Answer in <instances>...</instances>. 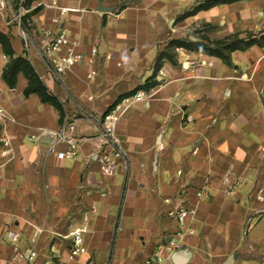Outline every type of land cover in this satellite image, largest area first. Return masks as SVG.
<instances>
[{"label": "crops", "instance_id": "obj_1", "mask_svg": "<svg viewBox=\"0 0 264 264\" xmlns=\"http://www.w3.org/2000/svg\"><path fill=\"white\" fill-rule=\"evenodd\" d=\"M201 1L59 0L64 15L42 7L32 17L38 42L44 27L65 31L81 52L98 50L92 65L67 72V86L34 51L24 54L0 8V31L12 38L17 55L32 62L65 113L61 122L55 107L35 94L26 97L23 75L15 89L6 85L8 59L0 47L1 103L15 120L6 128L13 151L0 158V257L11 252L2 235L13 228L23 236L22 248L37 234L36 264L44 263L52 245L63 264H140L176 230L168 213L185 203L197 209L196 234L184 243L187 264H224L230 257L233 264H264V45L232 53L231 66L171 49L176 62L165 59L161 67L166 83L143 91L145 99L128 104L119 122L125 155L114 174L105 175L97 160L105 145L89 116L134 95L172 40L263 34L264 0L218 5L182 19ZM92 70L96 75L89 79ZM63 125L73 127L68 135L78 141L74 159L65 156V144L49 152L47 132ZM199 190L209 197L198 198ZM76 231L87 252L69 260Z\"/></svg>", "mask_w": 264, "mask_h": 264}, {"label": "built area", "instance_id": "obj_2", "mask_svg": "<svg viewBox=\"0 0 264 264\" xmlns=\"http://www.w3.org/2000/svg\"><path fill=\"white\" fill-rule=\"evenodd\" d=\"M59 0H51V3L47 4L44 0L35 1L31 8L25 6V0H0V8L7 12L6 23L11 26L17 36L21 39L23 44V51L27 57H30L31 51H34L36 55L46 64L49 72L52 76L62 85L66 84V74L74 66L83 62H88L92 65L98 55L97 48H93L89 54L78 50L77 42L73 41L65 31L53 33L50 30L42 27L39 29V33L42 36L40 42L37 41L36 35L33 32L32 24L29 22L28 26L25 25L24 17L31 13L37 7H55L59 10L61 15L66 13V10L58 5ZM55 23L57 21L55 20ZM109 59L110 56H107ZM96 75L95 71H91L89 79H93ZM165 75L160 69L156 78L157 82L162 85L166 83L164 79ZM146 97L143 91H138L132 96L125 97L113 105L106 113L100 116H89V119L95 121L99 127L101 138L104 141L105 148L97 154V160L101 165V171L108 176H111L115 172L116 163L122 159L125 155V150L121 145V142L117 136V129L119 122L128 104L134 101H142ZM188 121H192L191 116H187ZM9 122H15L10 117L7 110L1 103L0 96V158L7 159L12 153V141L6 132V128ZM73 129L72 126L63 125L58 131L47 132L52 138L49 145V152H55L56 148L60 144L67 146L65 156L68 159H74L77 155L78 141L70 137L69 130ZM46 135V133H44ZM31 141L36 140L35 137L30 138ZM230 191L228 195L232 194ZM196 196L200 199L209 197L204 190H199ZM166 203H170V200H166ZM168 216L173 218L177 222L176 230L170 234L168 240L158 246L155 251L151 253L140 264H165L170 259L173 253L182 248L185 244V240L188 237L194 236L196 230L194 222L197 217V209L187 206L182 203L175 209L169 211ZM3 243L11 250L8 257H0V264H36L39 258V253L36 250L35 244L37 242V234L31 239V246L28 248H22L23 236L21 232L8 228L2 235ZM68 259L74 260L77 257L85 254L87 249L82 237L81 231H76L73 234L72 243L67 247ZM166 253V254H165ZM43 264H63L59 253L56 251L55 246L52 245L47 259Z\"/></svg>", "mask_w": 264, "mask_h": 264}, {"label": "trees", "instance_id": "obj_3", "mask_svg": "<svg viewBox=\"0 0 264 264\" xmlns=\"http://www.w3.org/2000/svg\"><path fill=\"white\" fill-rule=\"evenodd\" d=\"M39 0H25V6L31 8L32 4ZM243 0H203L199 2L192 10L186 12L182 19L194 16L201 11H207L210 8L223 4H232ZM42 6L35 8L31 13L24 17L25 25L32 24V17L39 13ZM29 21V22H28ZM264 45V32L260 37H255L253 34H248L246 38H241L239 34H233L217 41H193L190 39L185 40H172L169 43L167 50L159 53L153 75L145 81V83L136 89L132 94L138 91L149 92L158 85L156 75L161 69L165 59L175 63L174 55L171 49H186L189 51L199 52L208 56L220 58L228 65H232L231 54L236 51H246L253 46ZM0 47L3 54L8 59L3 72L2 79L10 89H15L18 84V78L23 75L27 80V86L24 90L26 97L30 95H37L40 101L44 104H49L55 107L60 115V121L64 119V106L59 98L55 96L47 87L42 77L36 71L32 62L23 55H17L12 38L0 31Z\"/></svg>", "mask_w": 264, "mask_h": 264}, {"label": "water", "instance_id": "obj_4", "mask_svg": "<svg viewBox=\"0 0 264 264\" xmlns=\"http://www.w3.org/2000/svg\"><path fill=\"white\" fill-rule=\"evenodd\" d=\"M99 6L101 8L102 2L99 3ZM100 11H103L100 9ZM189 259L188 252L186 251V245H184L182 248H180L178 251L172 254L171 260L175 264H187ZM234 258L230 257L224 264H233Z\"/></svg>", "mask_w": 264, "mask_h": 264}, {"label": "rangeland", "instance_id": "obj_5", "mask_svg": "<svg viewBox=\"0 0 264 264\" xmlns=\"http://www.w3.org/2000/svg\"><path fill=\"white\" fill-rule=\"evenodd\" d=\"M172 54H174V53L172 52Z\"/></svg>", "mask_w": 264, "mask_h": 264}]
</instances>
